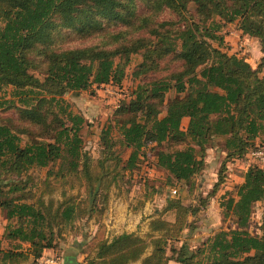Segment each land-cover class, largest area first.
Returning <instances> with one entry per match:
<instances>
[{
  "label": "trees",
  "instance_id": "trees-1",
  "mask_svg": "<svg viewBox=\"0 0 264 264\" xmlns=\"http://www.w3.org/2000/svg\"><path fill=\"white\" fill-rule=\"evenodd\" d=\"M228 24L259 42V69L222 50L219 34ZM72 39L92 43L68 46ZM133 56L141 58L133 72L140 83L101 130L94 160L84 147L86 121L64 97L121 89ZM166 61L179 67L156 77ZM263 66L264 0H0V214L7 221L0 264H38L44 254L63 264L57 238L79 220L99 223L111 189L138 170L149 147L155 169L182 187L194 186L215 142L225 161L248 159L264 146ZM12 110L16 118L1 116ZM43 170L34 183L33 173ZM70 182L78 183L76 194L64 189L57 200L54 194ZM236 187L221 204L232 227L201 247L176 246L201 208L170 197L164 213L173 212L172 221L153 219L146 238H100L75 260L264 264V225L258 235L248 230L255 206L264 203V166L252 163Z\"/></svg>",
  "mask_w": 264,
  "mask_h": 264
},
{
  "label": "rangeland",
  "instance_id": "rangeland-1",
  "mask_svg": "<svg viewBox=\"0 0 264 264\" xmlns=\"http://www.w3.org/2000/svg\"><path fill=\"white\" fill-rule=\"evenodd\" d=\"M219 35L224 37V43L222 46L220 45L223 51L244 58L253 69H259L263 55L261 46L256 39L242 37L236 24L226 25ZM68 41L67 45L73 47L86 46L92 43L75 39ZM212 44L217 48L219 47L218 42H212ZM140 61V56L131 58L126 67L127 77L121 89L118 86L109 85L80 94H67L64 97L71 110L75 114L81 115L86 121L82 131L84 147L94 160L100 156L101 130L112 122L114 113L121 101L131 95L140 83V79L133 78L134 69ZM162 67H164L163 71L155 74L156 77H164L170 70L178 68L179 64L166 61ZM261 76H264V66L261 68ZM174 96V94H168L167 99ZM1 116L16 118L17 115L12 110L1 114ZM188 122V119L183 120L184 129ZM221 144L215 142L213 147L208 148L205 157V169L196 177L192 187L179 186L177 183L171 182L166 173L157 171L154 164L155 153L151 151V147L147 148L145 156L140 159L138 170L131 174L127 173L119 185L111 189L108 209L100 222L96 223L92 220L86 223L79 220L66 228L62 235L57 238L55 252L62 258L72 257L82 260L84 253L92 251L95 242L100 238L112 239L122 233H134L146 238L149 233V224L153 219L160 215L166 220L172 221L174 219L173 212L164 213L167 199L170 197L181 198L186 206L201 208L196 217L190 218L192 227L185 230L182 242L176 246H181L185 242L191 249H196L217 232L231 228L232 220L225 218L221 204L229 197L236 195V186L241 184L249 165L247 158L225 161V155L220 149ZM121 153L124 159L128 158L129 151L121 148ZM257 164L263 167L262 164ZM45 172L46 170L33 173L34 183H39ZM220 181L223 182L218 185ZM71 185H74V189ZM31 186L32 184L29 187ZM78 188V183L70 182L65 188L59 189L54 197L57 200H62L64 189L68 194H76ZM214 190L215 193H213ZM6 225L7 221L0 214V236L4 234ZM263 225L264 203H259L255 206L248 230L254 235H258L261 233ZM8 247V243L4 242L3 248ZM150 251L151 249L145 256L149 255ZM26 264L35 263L30 261ZM135 264H141V261Z\"/></svg>",
  "mask_w": 264,
  "mask_h": 264
},
{
  "label": "built area",
  "instance_id": "built-area-1",
  "mask_svg": "<svg viewBox=\"0 0 264 264\" xmlns=\"http://www.w3.org/2000/svg\"><path fill=\"white\" fill-rule=\"evenodd\" d=\"M247 160L249 166L254 162L264 166V146L249 153ZM38 264H62V261L56 255L44 254V256L39 259Z\"/></svg>",
  "mask_w": 264,
  "mask_h": 264
},
{
  "label": "water",
  "instance_id": "water-1",
  "mask_svg": "<svg viewBox=\"0 0 264 264\" xmlns=\"http://www.w3.org/2000/svg\"><path fill=\"white\" fill-rule=\"evenodd\" d=\"M65 264H77V262H76L75 258L71 257V258L67 259Z\"/></svg>",
  "mask_w": 264,
  "mask_h": 264
},
{
  "label": "crops",
  "instance_id": "crops-1",
  "mask_svg": "<svg viewBox=\"0 0 264 264\" xmlns=\"http://www.w3.org/2000/svg\"><path fill=\"white\" fill-rule=\"evenodd\" d=\"M205 162H206V160H205ZM242 183H243V180H242L241 184H242ZM47 252H48V251H47ZM67 259H69V258H64V262H63V264L66 263Z\"/></svg>",
  "mask_w": 264,
  "mask_h": 264
}]
</instances>
